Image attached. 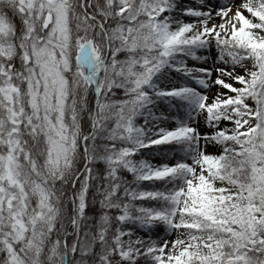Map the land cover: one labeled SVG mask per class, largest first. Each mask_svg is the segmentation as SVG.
Segmentation results:
<instances>
[{"label": "snow or ice", "instance_id": "snow-or-ice-1", "mask_svg": "<svg viewBox=\"0 0 264 264\" xmlns=\"http://www.w3.org/2000/svg\"><path fill=\"white\" fill-rule=\"evenodd\" d=\"M0 264H264V0H0Z\"/></svg>", "mask_w": 264, "mask_h": 264}]
</instances>
